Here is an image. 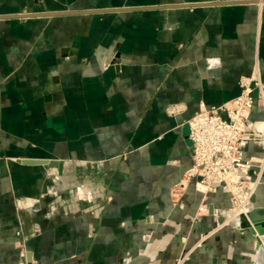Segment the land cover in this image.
<instances>
[{"label": "crops", "instance_id": "obj_1", "mask_svg": "<svg viewBox=\"0 0 264 264\" xmlns=\"http://www.w3.org/2000/svg\"><path fill=\"white\" fill-rule=\"evenodd\" d=\"M241 1L0 0V16L104 11L0 20V264L20 248L25 264L253 263L256 235L211 231L222 189L169 197L191 165L186 121L242 77L264 83V0Z\"/></svg>", "mask_w": 264, "mask_h": 264}, {"label": "built area", "instance_id": "obj_2", "mask_svg": "<svg viewBox=\"0 0 264 264\" xmlns=\"http://www.w3.org/2000/svg\"><path fill=\"white\" fill-rule=\"evenodd\" d=\"M239 88L237 97L219 106L201 109L186 121L191 165L171 186L170 202L173 207L178 206L192 183L203 199L207 194L222 189L227 198L235 199V206L249 204L253 195L249 182H258L264 171V126H258L264 122L251 118L255 106L264 109V83L255 72L242 77ZM250 143L258 146L261 153L243 159L242 150ZM234 208L221 213L215 221L219 227L231 222L234 230L241 232L238 228V214L233 213L228 218ZM21 257L24 259V254Z\"/></svg>", "mask_w": 264, "mask_h": 264}, {"label": "water", "instance_id": "obj_3", "mask_svg": "<svg viewBox=\"0 0 264 264\" xmlns=\"http://www.w3.org/2000/svg\"><path fill=\"white\" fill-rule=\"evenodd\" d=\"M241 2H259L257 0L253 1H241ZM182 6H194V5H182ZM145 9V8H144ZM149 9V8H146ZM152 9V8H151ZM121 9L111 10L119 11ZM104 11H79V12H60V13H36V14H16L8 16H0V20H9V19H29L35 17H48V16H60V15H83V14H92V13H101ZM19 162L29 165H43L47 167H57L58 174L61 173L62 161L59 160H38V159H23ZM252 171L250 172V176ZM251 203L255 205V194L250 198ZM250 203V204H251ZM213 213V208L209 207V213ZM238 228L243 233L245 230L249 231L253 235L257 236V244L261 246L264 250V209L258 206H250L246 214L238 215ZM28 264H31L28 262Z\"/></svg>", "mask_w": 264, "mask_h": 264}, {"label": "rangeland", "instance_id": "obj_4", "mask_svg": "<svg viewBox=\"0 0 264 264\" xmlns=\"http://www.w3.org/2000/svg\"><path fill=\"white\" fill-rule=\"evenodd\" d=\"M167 112L170 114V115H174V114H176V113H178L179 112V108L177 107V105H173V106H171V107H168L167 109ZM170 190H171V188H170ZM187 191V190H186ZM186 191L184 192V194H183V196H182V198H181V200L179 201V203H178V206H176V207H173V208H178V209H180L181 207H182V204H183V198H184V195H185V193H186ZM223 191V190H222ZM224 192V191H223ZM224 194H225V192H224ZM169 197H170V192H169ZM205 197V196H204ZM227 198V197H226ZM205 200V199H204ZM227 200H228V202H229V204H230V207H229V209H227V210H225V211H221V212H219L218 213V215H217V217L218 216H220L221 215V213H224V212H227L228 210H231L232 209V207L234 206L235 208H237V206H235L236 205V202L234 201L235 199H232V200H230V198H227ZM171 203V202H170ZM204 202H203V200H202V202L200 203V205L199 206H201V204H203ZM237 203H238V201H237ZM172 205V204H171ZM200 208V207H199ZM199 210V209H198ZM197 213H198V211H197ZM233 213L234 212H232V213H230V215L229 216H231V215H233ZM227 214V213H226ZM228 216V215H227ZM214 223V225L212 226V228H211V231H213V230H216V229H218V228H220V227H222V226H218V223L216 222V221H214L213 222ZM228 224H231L232 225V223L230 222V223H228ZM264 243V242H263ZM20 247H22L23 245H19ZM260 246V245H259ZM21 249V255L23 254L22 252H23V248H20ZM257 250H258V248H257ZM256 253H257V251H256ZM256 255H255V258H254V261H253V263L255 262V260H256ZM20 259H21V263L22 264H25L24 262V260H25V258L23 259L21 256H20ZM23 260V261H22ZM180 260H182V259H180ZM180 262H176V264H179ZM252 263V264H253Z\"/></svg>", "mask_w": 264, "mask_h": 264}, {"label": "bare ground", "instance_id": "obj_5", "mask_svg": "<svg viewBox=\"0 0 264 264\" xmlns=\"http://www.w3.org/2000/svg\"><path fill=\"white\" fill-rule=\"evenodd\" d=\"M258 126L259 127H263L264 126V124H258ZM260 180H261V178L258 180V182H252V181H250L249 183L251 184L250 185V188H251V192H252V190H253V194H255V192H256V190H257V185H258V183L260 182ZM249 194V193H248ZM248 196H250V195H248ZM247 199H248V197H246ZM250 201V200H249ZM244 201H242V203H243ZM251 202H249V204L248 205H246V206H243V205H240L239 207H237V208H234L233 209V211H234V213H236V214H246L247 213V211H248V208L250 207V206H252L253 207V203H251ZM231 216H229L228 218H230ZM256 260H255V262L253 263V264H264V250H263V248H261L260 247V250L257 252V254H256Z\"/></svg>", "mask_w": 264, "mask_h": 264}]
</instances>
